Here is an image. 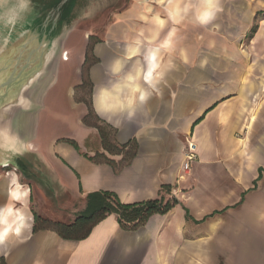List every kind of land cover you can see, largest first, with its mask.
<instances>
[{
  "label": "crops",
  "instance_id": "crops-1",
  "mask_svg": "<svg viewBox=\"0 0 264 264\" xmlns=\"http://www.w3.org/2000/svg\"><path fill=\"white\" fill-rule=\"evenodd\" d=\"M56 1L32 0L34 10L22 22L42 12L47 21L56 15L58 25L68 24L64 17L75 14L79 0ZM221 5L211 33L184 30V44L195 63L181 65L163 96L150 102L146 130L136 122L114 127L99 117L117 130L119 145L137 142V155L129 166L116 172L68 143L75 141L84 149L94 143L92 153H104L96 147L98 131L82 124L84 105L69 102L73 90L67 88L64 98L52 96L57 79L38 99L29 129L31 147L15 167L0 171V204L6 202L16 173L30 188L32 214L34 209L65 224L86 210L87 196L96 192L115 193L125 204L161 197L179 203L135 231L123 230L117 216L110 215L81 241L64 240L51 230L34 232L33 226L21 242L0 249L6 264H264V0H221ZM156 7L155 0H136L108 26L104 41L94 47L99 63L89 72L91 102L94 88L107 79L105 66L118 53L121 38L145 27L138 17ZM201 32L204 40L197 41ZM209 41L214 44L211 49ZM66 52L60 55L62 68L71 63L63 60ZM84 59L79 57L75 75H80ZM61 108L69 110L56 116ZM80 109L76 117L73 112ZM54 115L62 126L80 127L81 137L58 135L50 121ZM191 139L197 159L181 181ZM166 186L172 188L170 194L163 190Z\"/></svg>",
  "mask_w": 264,
  "mask_h": 264
},
{
  "label": "clouds",
  "instance_id": "clouds-1",
  "mask_svg": "<svg viewBox=\"0 0 264 264\" xmlns=\"http://www.w3.org/2000/svg\"><path fill=\"white\" fill-rule=\"evenodd\" d=\"M155 4V10L148 8L147 14L138 17L145 27L121 38L118 53L105 66L106 81L94 88L92 105L96 114L114 127L136 122L147 129L150 102L163 96L170 76L181 65L195 63L190 48L184 44V30L191 27L211 33L222 11L221 0H155ZM33 10L32 0H0V27L14 28ZM196 39L203 41L204 33ZM207 47H214L213 42L209 41ZM4 142L16 145V149L6 148L14 155L22 154L19 149L31 147L11 128H0V144ZM29 195L30 188L14 173L6 202L0 204V249L15 246L33 228Z\"/></svg>",
  "mask_w": 264,
  "mask_h": 264
},
{
  "label": "water",
  "instance_id": "water-1",
  "mask_svg": "<svg viewBox=\"0 0 264 264\" xmlns=\"http://www.w3.org/2000/svg\"><path fill=\"white\" fill-rule=\"evenodd\" d=\"M40 18L37 14L14 28L0 27V128H11L25 144L38 99L51 81L62 48L61 37L53 34L58 29L57 18L49 35L47 20L42 32L32 29ZM9 146L16 149L15 144H0V165L15 167L27 150L19 149L22 154L14 155L6 150Z\"/></svg>",
  "mask_w": 264,
  "mask_h": 264
},
{
  "label": "trees",
  "instance_id": "trees-1",
  "mask_svg": "<svg viewBox=\"0 0 264 264\" xmlns=\"http://www.w3.org/2000/svg\"><path fill=\"white\" fill-rule=\"evenodd\" d=\"M63 1V0H62ZM255 31V29L253 30ZM101 41H96L88 50L85 55L83 68L88 73V85L90 86V100L87 104V114L83 118V124L94 128L98 131L102 150L104 153L97 152L93 157H87L94 163H106L114 168L116 172H120L123 168L129 166L137 155L138 145L136 141H131L125 145H119L115 141L117 130L105 123L96 114L92 102L91 91L92 83L90 80V69L99 63V60L94 55V47ZM85 85L83 80L81 88ZM92 119L103 124H92ZM110 129L112 136L106 131ZM70 143L77 151L80 147L75 141L69 140ZM107 153L108 156L105 154ZM121 156L119 162L109 158ZM169 194L172 192L170 186L163 188ZM176 198H170L167 201L164 197L160 199L151 200L147 202L125 204L121 202L119 197L112 192H96L87 196V208L80 214L73 222L65 224L61 222H54L44 219L38 215H34V232L51 230L56 232L64 240L81 241L89 237L92 230L100 222L105 220L110 215H115L118 218L120 227L123 230L135 231L148 222L150 217L155 214L165 215L170 212L177 204ZM0 264H6L4 258H0Z\"/></svg>",
  "mask_w": 264,
  "mask_h": 264
},
{
  "label": "rangeland",
  "instance_id": "rangeland-1",
  "mask_svg": "<svg viewBox=\"0 0 264 264\" xmlns=\"http://www.w3.org/2000/svg\"><path fill=\"white\" fill-rule=\"evenodd\" d=\"M33 1L35 2L41 1L43 3H46L47 1L48 3L52 2V0L51 1L33 0ZM59 2H61V0H58L57 4ZM135 3L136 0H79L76 3L78 5H76L75 7L76 8L75 14L64 17L66 18L65 22L68 24L64 25L63 23H60L55 33L51 29L52 26L51 23L56 15L50 16L48 22L47 35L53 32V34L61 37V43H62L61 52L63 49H65V51H69L70 53L69 58L71 62V63L68 62L70 64L62 68L61 65H59V59H60L59 57L56 67H54V72L52 74L51 81H54L56 85L57 79L59 80V83L56 85L57 90L52 94L54 99L58 97L64 98V93L66 92V89L67 88L71 89L73 90V94L71 95V99H70L71 101L69 100V102H74L77 104L84 105V108L86 110L85 115L87 114V104L89 103L90 100V86L88 85V81H87L88 73L86 72V70H84L83 65L81 66L80 75H75L77 73L76 72L77 68L79 67L78 65L79 57L81 58V56H85L87 50L96 41H104L106 29L108 28V26L117 21V18L120 17L122 13L121 11H124V8L131 7L135 5ZM40 14H41V18L39 22L35 24V26L32 29H36V30L38 29L39 31L42 32L41 30L42 23L47 19V15L42 14V12H40ZM34 17L35 15H33V18ZM25 19H28V17ZM75 52L80 54L74 55ZM60 78L62 79L60 80ZM83 80H85V85L81 88L80 86L82 85ZM65 110H69V109L61 108L60 110H57L55 112L56 116H62V113ZM81 113H82L81 109L76 112H73V114H76V117L79 116ZM56 116L54 115V117L51 118L50 121H52L54 126H57L56 133L58 135L64 137H75V136L78 138L81 137L80 127L76 128L75 125L74 127L62 126L58 124L56 121L60 117L57 118ZM95 123L104 127L103 124L95 121V119H92V124ZM84 126L88 127L86 125ZM106 131L112 136V132L110 129L107 128ZM93 144L94 143H89V146L86 147V149L80 148V153H82L84 156L87 157H93L94 154L92 153L91 150ZM96 147L97 150L102 151V144L100 137H99V142L96 143ZM11 168L13 167L11 166L7 168L0 167V171L7 172L11 170ZM32 211H33V215H38L44 219H48L38 214L34 209H32Z\"/></svg>",
  "mask_w": 264,
  "mask_h": 264
},
{
  "label": "built area",
  "instance_id": "built-area-1",
  "mask_svg": "<svg viewBox=\"0 0 264 264\" xmlns=\"http://www.w3.org/2000/svg\"><path fill=\"white\" fill-rule=\"evenodd\" d=\"M184 158L185 163L182 168V174L179 176V180L181 181H184L185 178L190 174L192 163L197 159V146L192 139L186 144Z\"/></svg>",
  "mask_w": 264,
  "mask_h": 264
},
{
  "label": "bare ground",
  "instance_id": "bare-ground-1",
  "mask_svg": "<svg viewBox=\"0 0 264 264\" xmlns=\"http://www.w3.org/2000/svg\"><path fill=\"white\" fill-rule=\"evenodd\" d=\"M67 53V55H66V57L63 59L64 60V62H69V60H70V58H69V52H66ZM62 55H63V53H62Z\"/></svg>",
  "mask_w": 264,
  "mask_h": 264
}]
</instances>
